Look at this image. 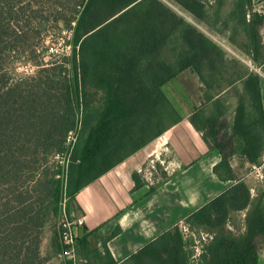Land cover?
<instances>
[{
    "label": "trees",
    "instance_id": "16d2710c",
    "mask_svg": "<svg viewBox=\"0 0 264 264\" xmlns=\"http://www.w3.org/2000/svg\"><path fill=\"white\" fill-rule=\"evenodd\" d=\"M173 1L204 16L205 0ZM231 16L244 35L242 43L234 37L233 43L264 63L258 33L264 14L254 13L253 0H237ZM73 22L79 49L66 58L68 63L37 64V76L14 78L13 55L26 42L35 40L40 29ZM224 58L215 42L159 0H0V264H45L49 257L42 254V242L47 227L62 217L63 202L68 199L70 215L81 190L181 121L163 91L167 83L188 69L206 83L205 64L214 71ZM240 69L234 82L243 81L245 97L228 143L218 140L216 119L203 108L191 118L203 139L223 155L214 168L222 181L237 180L232 154L264 163L260 76L243 65ZM91 90L101 95L92 96ZM78 124L77 143L69 152L67 137ZM230 145L235 148L228 152ZM246 210L245 232H232L231 214ZM185 222L197 237L203 232L210 237L196 264H259L256 239L264 235V189L252 199L246 183L238 181ZM61 235L58 224L51 240L55 254L63 251ZM194 243L177 225L127 264H190ZM103 248L110 258L106 240Z\"/></svg>",
    "mask_w": 264,
    "mask_h": 264
},
{
    "label": "crops",
    "instance_id": "0c3cea01",
    "mask_svg": "<svg viewBox=\"0 0 264 264\" xmlns=\"http://www.w3.org/2000/svg\"><path fill=\"white\" fill-rule=\"evenodd\" d=\"M253 9L254 13L264 14V0H253ZM250 19L251 14L248 21ZM210 30L216 34L218 45L232 51L250 71L260 76L264 107V63L255 62L231 40L234 37L238 43L243 42L241 28L231 19L226 22L224 31ZM258 33L264 45V23ZM163 91L176 107L181 121L164 134L161 144L147 145L75 196L70 217L82 222L76 228V264H106V258H112L115 264H127L148 244L238 181L246 183L252 199L263 192V159L257 165L232 154L229 162L238 181H222L214 173V168L222 161V153L211 147L191 123L197 111V93L179 77L167 83ZM205 113L212 116L209 110ZM239 214L245 221L247 210ZM238 230L245 232V222ZM52 238L53 230H46L41 247L43 256L49 257L45 264H75L62 259L61 253H54ZM103 240H106L110 258L105 254ZM256 245L259 264H264V235L257 237Z\"/></svg>",
    "mask_w": 264,
    "mask_h": 264
},
{
    "label": "rangeland",
    "instance_id": "374dc122",
    "mask_svg": "<svg viewBox=\"0 0 264 264\" xmlns=\"http://www.w3.org/2000/svg\"><path fill=\"white\" fill-rule=\"evenodd\" d=\"M77 1L78 0H75V4ZM159 1H161L173 13L178 15V17L191 24L198 32L203 33L217 44V36L212 30H210V28L214 31H224L226 22L231 20V13L237 0H205L206 9L202 19L194 16L173 0ZM216 12L219 13V20L216 19ZM223 16L226 17L223 19ZM74 28L75 25L72 26L71 24V26L61 25L59 28L48 26L46 28L40 29V33L35 34V40H29V42H26V44L22 46L20 50L16 52V54L13 55L15 59H13L10 71L13 74L14 78L16 80H24L37 76L40 70V67L38 66L39 64L47 65L50 63L57 64L59 62L68 63V60H66V58H72L75 51L78 50L73 43ZM218 46L224 52L225 58L222 66L217 67V70H219L218 72L217 70L212 71L211 69H209L211 64H205L206 69L204 70V76L206 79V83L193 69H188L182 72L178 77L180 80L185 81L189 85V87L197 93L199 99L197 101L196 107L199 109L203 108L204 110L211 111L212 116L210 117L216 119L215 126L217 127L216 130L219 134L218 140L221 143L226 144L228 143L227 138H229L232 131L231 128L234 123V116H236L237 108L244 96L243 81L234 82V80L236 79L237 74L241 72L240 65L246 66V64L239 60L238 57L229 49H224V47H222L221 45ZM35 50H38L37 53L35 52ZM50 50L52 53L50 52ZM30 62L38 66L37 71L32 76L27 75V65ZM90 94L92 96L98 95V97L101 95V93L96 94L93 90L90 91ZM207 96H210L211 99L207 100ZM80 120L81 116H79V121ZM79 121H77V123ZM79 131L80 129L78 130V135ZM164 134L154 140L152 143L158 145L161 144ZM234 148L235 145H230V147L227 148V151L231 152ZM239 213L241 212H234L230 216L228 228L234 233H239L240 231L238 230V228H240V226H242L245 222L243 221L244 219ZM68 217V221L75 222L74 218L70 217V215ZM63 219L64 218L61 217L59 221L49 225L47 227V231L53 230L54 227H57L58 224L61 228L60 223ZM202 234L200 237H197L196 235V240H198L197 243L195 242L194 246L189 247V250L193 253V256L190 259V264H196L202 253L203 246L206 243L204 241L201 242L202 240H200ZM77 240L78 238L76 239V244ZM197 248L200 252L198 256H196ZM62 252L60 254V257L62 259H65L61 256ZM65 260L73 262V260Z\"/></svg>",
    "mask_w": 264,
    "mask_h": 264
},
{
    "label": "built area",
    "instance_id": "2783aa9c",
    "mask_svg": "<svg viewBox=\"0 0 264 264\" xmlns=\"http://www.w3.org/2000/svg\"><path fill=\"white\" fill-rule=\"evenodd\" d=\"M76 27V22L72 23V26ZM79 49V47H77ZM52 50V49H51ZM50 50V52H51ZM73 52V49H72ZM52 53V52H51ZM28 70H27V75L32 76L38 69V66L32 64V62L28 63L27 65ZM80 129V124H78L77 129L74 131H71L67 137V142L66 146L69 152H71L77 143L78 139V130ZM67 206H68V199H66L63 202V213L62 217L64 218L62 222L60 223V226L62 228V235H61V241L63 244V252H62V257L65 259L73 260V262H77V256H76V239H77V234H76V228L79 225H82L81 221H76L75 222H70L68 221V212H67ZM180 231L184 237V239H189L190 237H194L196 240V235L191 231V227L188 223L185 221H181L179 224ZM209 235L207 234H202V237L200 240L207 242L209 239ZM198 240L195 242L197 243ZM200 254L198 248H197V254L198 256Z\"/></svg>",
    "mask_w": 264,
    "mask_h": 264
}]
</instances>
